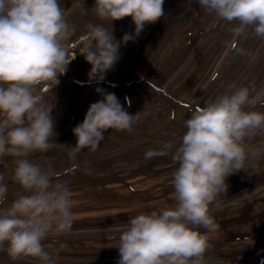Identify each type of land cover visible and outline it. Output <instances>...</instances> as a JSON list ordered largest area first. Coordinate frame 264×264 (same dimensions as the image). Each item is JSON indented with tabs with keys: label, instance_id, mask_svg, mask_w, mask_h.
Here are the masks:
<instances>
[{
	"label": "rangeland",
	"instance_id": "374dc122",
	"mask_svg": "<svg viewBox=\"0 0 264 264\" xmlns=\"http://www.w3.org/2000/svg\"><path fill=\"white\" fill-rule=\"evenodd\" d=\"M59 3L76 30L69 44L75 56L58 75L57 84L39 87L53 106L56 135L49 152L33 153L29 159L45 168L50 161L59 179L68 182L74 223L70 233L50 234L43 243L56 264H117L119 235L128 219L176 205L173 173L178 165L171 154L145 160V151L159 149L162 142H171L174 151L192 111L213 102L231 84L250 88L254 84L253 95L264 92V39L254 36L251 28L234 37L230 29L238 22L221 20L196 0H164L165 15L127 43L122 41L124 34L135 32L130 16L112 26L103 22L120 42V58L97 83L89 80L92 66L79 51L86 38L85 23H100L92 11L95 0ZM97 88L114 93L128 113H140V119L131 132L108 129L95 152L84 149L72 161L67 147L77 142L73 128L83 122L89 106L102 99ZM254 110L264 111V96ZM246 143L249 147L264 143V134ZM12 161L9 156L0 158L8 187L3 207L26 194L12 179ZM226 183L219 208L211 210L219 228L208 234L207 264H264V154L247 161L246 170L234 173ZM0 264L41 262L33 257L12 261L2 251Z\"/></svg>",
	"mask_w": 264,
	"mask_h": 264
},
{
	"label": "clouds",
	"instance_id": "9594fccd",
	"mask_svg": "<svg viewBox=\"0 0 264 264\" xmlns=\"http://www.w3.org/2000/svg\"><path fill=\"white\" fill-rule=\"evenodd\" d=\"M196 3L221 20L238 22L230 29L234 37L251 28L254 36L264 39V0ZM163 5L164 0H95L92 11L100 23H85L86 38L79 50L92 66L90 81L102 82L120 58V42L103 22L112 26L130 16L135 32L124 34L122 41L127 43L165 15ZM75 31L59 0H0V158H13L12 179L26 193L3 207L8 187L0 173V252L6 251L12 261L33 257L41 264H56L43 241L50 234L72 231L68 182L59 179L50 161L45 168L29 156L46 154L53 147V106L39 87L57 84L58 75L66 72L75 56L69 48ZM96 91L102 99L92 103L83 122L73 128L77 142L67 147L72 161L84 149L95 152L108 129L131 132L140 119V113L130 115L114 93ZM255 92L254 84L229 85L213 102L192 111L174 151L171 142L145 151V160L171 154L178 165L173 173L176 205L129 218L119 235L117 264H207L208 234L219 228L211 210L219 208L227 178L264 154V143L255 147L246 143L264 134V111L254 110L264 92Z\"/></svg>",
	"mask_w": 264,
	"mask_h": 264
}]
</instances>
